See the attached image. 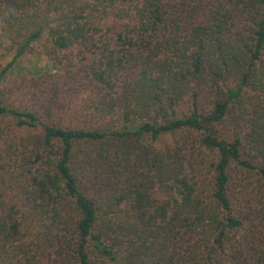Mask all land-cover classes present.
I'll return each mask as SVG.
<instances>
[{
  "label": "trees",
  "instance_id": "trees-1",
  "mask_svg": "<svg viewBox=\"0 0 264 264\" xmlns=\"http://www.w3.org/2000/svg\"><path fill=\"white\" fill-rule=\"evenodd\" d=\"M0 264H264V0H0Z\"/></svg>",
  "mask_w": 264,
  "mask_h": 264
},
{
  "label": "rangeland",
  "instance_id": "rangeland-1",
  "mask_svg": "<svg viewBox=\"0 0 264 264\" xmlns=\"http://www.w3.org/2000/svg\"><path fill=\"white\" fill-rule=\"evenodd\" d=\"M8 58H10V56H8ZM46 69H48V63L44 58L39 57L37 54H26L20 58L18 68L15 69V74L21 73V75H29L36 70Z\"/></svg>",
  "mask_w": 264,
  "mask_h": 264
}]
</instances>
